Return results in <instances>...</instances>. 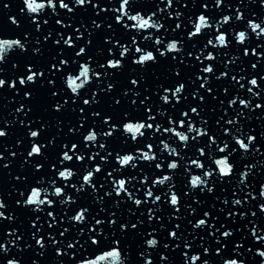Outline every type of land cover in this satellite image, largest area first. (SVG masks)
Wrapping results in <instances>:
<instances>
[{
  "label": "snow or ice",
  "instance_id": "obj_1",
  "mask_svg": "<svg viewBox=\"0 0 264 264\" xmlns=\"http://www.w3.org/2000/svg\"><path fill=\"white\" fill-rule=\"evenodd\" d=\"M11 8L0 0L14 26L0 24V93L14 105L0 139L15 137L0 151V264H264L252 163L264 128L247 123L264 121V12L245 0ZM209 199L225 207L201 208Z\"/></svg>",
  "mask_w": 264,
  "mask_h": 264
}]
</instances>
